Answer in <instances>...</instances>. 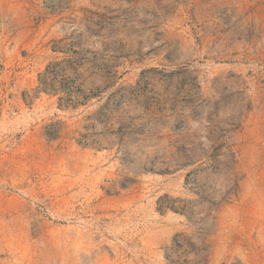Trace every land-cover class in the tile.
I'll use <instances>...</instances> for the list:
<instances>
[{
  "label": "rangeland",
  "instance_id": "rangeland-1",
  "mask_svg": "<svg viewBox=\"0 0 264 264\" xmlns=\"http://www.w3.org/2000/svg\"><path fill=\"white\" fill-rule=\"evenodd\" d=\"M0 264H264V0H0Z\"/></svg>",
  "mask_w": 264,
  "mask_h": 264
}]
</instances>
